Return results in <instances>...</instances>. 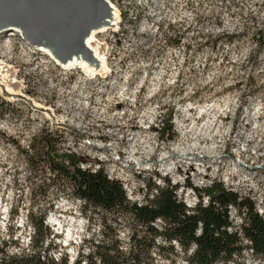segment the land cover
<instances>
[{
	"label": "rangeland",
	"instance_id": "374dc122",
	"mask_svg": "<svg viewBox=\"0 0 264 264\" xmlns=\"http://www.w3.org/2000/svg\"><path fill=\"white\" fill-rule=\"evenodd\" d=\"M107 1L118 18L95 35L105 69L93 74L62 67L20 33H0V83L24 96L0 90V241L9 254L26 248L31 214L46 213L48 242L70 261L81 241L99 236L98 216L51 185L42 164H27L40 135L82 158L81 168H102L130 202L166 179L193 208L198 199L185 185L216 181L264 218V0ZM169 113L175 137L163 141L154 129ZM229 218L238 228L233 208ZM116 228L125 247L129 222ZM175 251L167 259L153 251V264H185ZM228 264L264 259L246 248Z\"/></svg>",
	"mask_w": 264,
	"mask_h": 264
},
{
	"label": "trees",
	"instance_id": "16d2710c",
	"mask_svg": "<svg viewBox=\"0 0 264 264\" xmlns=\"http://www.w3.org/2000/svg\"><path fill=\"white\" fill-rule=\"evenodd\" d=\"M170 121L169 113L154 129L163 141L175 137ZM24 153L29 166L33 161L42 164L41 173L48 175L51 185L58 182L84 209L98 216L99 236L81 241L70 261L66 253H56L55 246L49 244L46 213L31 214L32 234L26 248L9 254L6 243L0 241V264H153V251L167 259L175 255V246L185 264H228L246 249L242 240L250 242L248 249L253 256L264 259V218L249 198L239 196L221 182L212 181L202 189L187 183L185 189L198 199L189 208L177 199V187L161 179L162 185L147 184L144 201L138 204L130 202L122 184L108 178L102 168H81L84 160L60 151L51 138H34ZM232 208L240 217L238 228L229 218ZM122 218L130 225L125 247L117 238L116 226ZM157 221L161 222L159 227Z\"/></svg>",
	"mask_w": 264,
	"mask_h": 264
},
{
	"label": "water",
	"instance_id": "95a60500",
	"mask_svg": "<svg viewBox=\"0 0 264 264\" xmlns=\"http://www.w3.org/2000/svg\"><path fill=\"white\" fill-rule=\"evenodd\" d=\"M1 6L0 30H12L20 25L21 37L35 48L49 41V45H55L58 40L56 52L63 56L79 44L86 29L104 26L110 11L91 0H0ZM9 21L13 28H3Z\"/></svg>",
	"mask_w": 264,
	"mask_h": 264
},
{
	"label": "bare ground",
	"instance_id": "6f19581e",
	"mask_svg": "<svg viewBox=\"0 0 264 264\" xmlns=\"http://www.w3.org/2000/svg\"><path fill=\"white\" fill-rule=\"evenodd\" d=\"M91 1L93 3L96 2V3L103 4V5L107 6V8L110 10V11H108V14L106 16L107 20L105 21L106 23L104 24V26L98 27V28H95V29H92L89 31L86 29L82 38L80 39L79 44L76 47H73L71 53H69L65 56L60 55L56 52L58 50V45L60 43V41H58V40H56L57 43L55 45H49V43H50V41H49L47 43H43L41 45L42 47H39V50L44 51L47 53V55H49L50 57H53L56 60V62L59 65H61L62 67H64V68H69V67L72 68L73 66H75L77 68L79 67V69L85 70V72H87L89 74H93V73L97 72L94 69L95 67L105 69V62L102 61V59L99 57L98 51L95 49V45H96L95 40H94L95 35L97 33L104 32V31L112 28L114 25L113 21H115L118 18L117 9L112 7L110 2H108L107 0H91ZM0 17H2V6L0 7ZM6 19L9 20L10 18H6ZM19 26L20 25H17V26L15 25L14 26L15 28L12 29V31L20 33ZM1 28H2V24H1ZM3 28H13V24L11 23V21H9V23L8 22L6 24L4 23ZM0 33H2V29L0 30ZM92 43H94L93 47H92ZM0 90L4 91V94H7V91H5L2 88V81L0 83ZM7 96L9 98L13 97L12 99H14V97H24L23 95H20V96L17 95L16 96V95H10V94H7ZM30 101H27L29 106H31L32 108L37 110L36 109L37 106L35 104H33V102H30ZM42 110L49 112L48 109H46V108H42ZM48 114H49V116L52 115L50 112ZM175 154H177V153H175ZM172 155H174V154H172Z\"/></svg>",
	"mask_w": 264,
	"mask_h": 264
},
{
	"label": "built area",
	"instance_id": "2783aa9c",
	"mask_svg": "<svg viewBox=\"0 0 264 264\" xmlns=\"http://www.w3.org/2000/svg\"><path fill=\"white\" fill-rule=\"evenodd\" d=\"M79 201V200H78ZM80 202V201H79ZM29 238H30V236H29ZM29 238H28V240H29ZM244 243L245 244H248V245H246L245 247L248 249V247L250 246V242L249 241H247V240H244ZM244 251H245V249H244ZM243 251V252H244ZM250 252H251V250H249ZM251 254H252V252H251ZM74 255H75V253H73V257H74ZM73 257H71V261L73 260Z\"/></svg>",
	"mask_w": 264,
	"mask_h": 264
}]
</instances>
